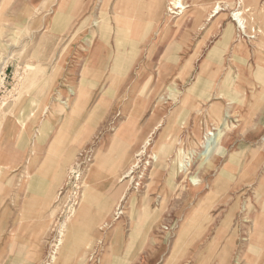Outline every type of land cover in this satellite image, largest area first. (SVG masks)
Listing matches in <instances>:
<instances>
[{
  "label": "rangeland",
  "instance_id": "374dc122",
  "mask_svg": "<svg viewBox=\"0 0 264 264\" xmlns=\"http://www.w3.org/2000/svg\"><path fill=\"white\" fill-rule=\"evenodd\" d=\"M188 1L202 5L203 18L179 31L166 25L169 0L160 22L123 19L122 0H0V264H135L152 246V264L264 258L263 99H239L233 84L247 63L231 57L240 37L250 46L264 40V0H220L224 9L210 20L219 0ZM251 3L253 40L232 16ZM91 52L98 57L88 66ZM261 69L249 79L264 85ZM72 86L85 89L74 112ZM141 97L152 98L149 109L128 118ZM223 116L238 126L190 188L179 165L203 150L210 129L204 147L216 144ZM95 161L103 175L89 191ZM82 195L88 208L78 218ZM103 204L108 225L91 228Z\"/></svg>",
  "mask_w": 264,
  "mask_h": 264
},
{
  "label": "bare ground",
  "instance_id": "6f19581e",
  "mask_svg": "<svg viewBox=\"0 0 264 264\" xmlns=\"http://www.w3.org/2000/svg\"><path fill=\"white\" fill-rule=\"evenodd\" d=\"M151 1V5H149V10L147 12H143L142 11V8L143 6H145L146 3H150ZM122 0V4H126V6H124V10L122 12V14H124L123 16V19L124 18H131L132 20H135V21H140L142 19H145L147 18L148 20H152L153 22H160L162 19H163V13L161 12V2L163 0ZM221 2L222 1H217L215 3V5L213 6L214 8L212 9V11L210 12L209 14V19L212 18L213 16H217L220 14V11H222L224 8L223 6L221 5ZM145 3V4H144ZM120 4V3H119ZM144 4V5H143ZM224 4V3H223ZM227 4V3H225ZM224 4V5H225ZM130 8H128V7ZM198 6V7H197ZM202 5H196L195 2H191V1H188V0H169V3H168V7H167V10H168V22L166 23V25H174L173 28H176V29H179V31H181L180 29V25L182 27H186V28H190V30H194V27L198 24L201 23L202 21V18L203 16L201 15L202 13V10H201V7H199ZM256 7V4L255 3H251V5L249 6H245L244 9L242 10H238V11H235L232 13V16H233V20L236 21L237 23V27L239 29V32L242 34H244L245 36L248 37V39L250 40H253L256 38V35L255 34H252V31L256 32V29L254 27L251 28V32L249 31V28L252 24V19H248L247 15H246V12H249V11H255V7ZM195 8H198L195 9ZM188 9H191V10H188ZM238 9V8H237ZM201 10V11H199ZM252 11V12H253ZM251 13V12H249ZM189 14V16H188ZM254 14V12L252 13ZM206 17V16H205ZM120 18H117V20H119ZM100 20V19H99ZM144 21V20H143ZM221 22V21H220ZM128 23H132V22H128ZM203 23V22H202ZM101 24V23H100ZM95 25H99V22H96ZM233 27H232V24H230L229 28L227 29V31L231 30ZM121 30V29H120ZM122 31V30H121ZM178 31V30H177ZM259 32H262L261 30H258ZM237 32V31H236ZM94 35V34H93ZM253 35V37H252ZM100 36V35H99ZM114 36V35H113ZM101 39V38H100ZM233 39V38H232ZM245 41V40H244ZM115 42V41H114ZM234 42V41H233ZM261 44H264V40H260V42L257 43V45H261ZM257 45L253 46L254 48L255 47H258ZM116 46V45H115ZM252 46H250L249 44L247 43H243L241 41V37H240V40L238 41V43L236 45L233 44L232 46V54H231V57L233 59H240L242 60V62H245L247 63L246 65V70L249 67L248 63L249 62V57H250V52L253 48ZM90 48H91V44H90ZM116 51V50H115ZM115 55V53H114ZM252 55V54H251ZM98 56L91 52L90 54V57H89V60L88 62L86 63V65L90 66V64H92L94 61H95V58H97ZM114 57V56H113ZM252 57V56H251ZM231 58V59H232ZM109 59V58H108ZM232 59V60H233ZM110 60V59H109ZM113 61V60H112ZM110 62V61H109ZM234 62V61H232ZM235 63V62H234ZM257 63V62H256ZM107 64V63H106ZM240 64V63H239ZM251 67H252V64L250 63ZM258 65L260 67H264V59L263 58H260L258 59ZM92 66V65H91ZM243 66V65H242ZM235 67V66H234ZM248 67V68H247ZM106 69V68H105ZM236 69V68H235ZM237 70V69H236ZM95 77L98 76V72L95 71L94 73ZM245 71L242 70V68L238 71V73L236 74V79H235V82H234V89L237 93H241V97L239 98L242 102H245L246 101V98H247V94L246 93H243L242 91H237L239 87V82H243V80H245ZM249 76V75H248ZM85 77V78H84ZM88 77H91L90 75V72L89 73H85V75L83 76V80L85 82V84L87 83H91V81L88 80ZM175 79V78H174ZM83 83V82H82ZM170 83V82H169ZM80 87V86H79ZM79 87H75V86H72L71 89H70V100L67 99L72 108V111L74 112L79 104H80V101L83 99V97L81 98L80 97V93L83 92L85 94V89L83 88H79ZM169 88V87H168ZM173 90L177 93L180 92V89L178 87H173ZM260 91V90H259ZM169 92V91H168ZM169 95V94H168ZM163 98V97H161ZM166 98V97H165ZM152 99V98H151ZM151 99L147 100L143 97L141 98H137L136 101L134 103H136V107H134V109L132 110H129L127 112V116L129 118V116L132 118L136 115H139L141 113V110L143 111V108L145 107V110L144 112L146 111V109H149V106H150V103H151ZM181 100V99H180ZM161 101V100H160ZM157 103V102H156ZM148 104V105H147ZM211 104V103H210ZM215 104V103H214ZM146 105H147V108H146ZM101 107L102 104L99 103L97 108L98 107ZM103 107V106H102ZM228 108V107H227ZM197 109V108H196ZM202 110V109H201ZM211 111V110H210ZM140 112V113H139ZM93 113L95 114V112H92V114H89L90 115H93ZM233 113V112H232ZM229 115V114H228ZM216 117V116H215ZM224 117V116H223ZM88 118V117H87ZM164 119V118H163ZM220 120V116L218 118V121ZM162 122V120H161ZM215 122V120H214ZM77 124V123H76ZM141 124V123H140ZM160 124V123H159ZM219 125V124H218ZM73 126V125H72ZM143 126V125H142ZM157 126V125H156ZM238 125H236L232 119L230 117H224V119L222 120V123L221 125L218 127L217 130H219V134H218V139H217V142L214 146H212L210 149H209V143L208 145L209 146H205L204 145L206 144V138H210L211 137V133L213 132L212 129L208 130L206 132V134L204 135V141H203V150L198 152V150H195V154L191 155L188 159H185L183 161H181L180 165H179V170L181 173L185 174L186 175V180H187V184L190 188H194L198 185L201 184V182L203 181L204 179V175L206 173H209L214 167H215V161L217 160V157L220 155V153L224 150L225 146L227 145V142L229 141V131L231 133L235 132V128L237 127ZM77 127V126H76ZM141 128L139 126V124H135L134 125V131L132 132L133 133V137L135 135V133H137L138 129ZM170 127V126H169ZM168 127V128H169ZM190 127V126H189ZM216 127V126H215ZM64 128V127H63ZM214 128V127H213ZM168 130V129H167ZM131 133V134H132ZM175 135V134H174ZM213 136V135H212ZM131 137V136H130ZM174 137V136H173ZM172 137V138H173ZM197 137V136H195ZM127 139L129 138L126 137ZM126 139V141L128 142V140ZM137 141V138L136 139H133V141ZM167 140V139H166ZM170 139H168L169 141ZM132 141V140H131ZM216 141V140H215ZM125 142V141H124ZM171 142V141H170ZM197 142V141H196ZM148 143V140L145 141V145ZM190 143L192 145L195 144L194 141H191L190 140ZM127 144V143H126ZM188 144V143H187ZM202 144V143H201ZM207 145V144H206ZM140 146V145H138ZM137 146V147H138ZM136 147V148H137ZM208 147V148H207ZM140 148V147H139ZM154 150V149H153ZM137 151V150H136ZM140 152V151H139ZM154 153V152H153ZM196 156H198L200 158V162L198 165H196V170L194 172H192V169L194 168V161H195V158ZM186 157V156H185ZM153 160L154 162H156L158 160V155L154 154L153 155ZM199 160V159H198ZM96 162V161H95ZM153 162V163H154ZM100 162H96V165L95 167L91 168L90 170V173L88 175H86V183L88 185V189L89 191H92V189H94V184L97 182V180H99L98 177H100L101 175H103V173H99V171L97 170L98 168H96L98 165H99ZM155 165V163H154ZM68 166V165H67ZM156 168V167H155ZM130 170V169H129ZM74 171V170H73ZM113 182V181H112ZM82 184V183H81ZM98 184V182H97ZM80 185V184H79ZM113 185V184H112ZM111 186V185H109ZM84 187V186H83ZM110 189V188H109ZM79 192V191H78ZM83 192V191H81ZM85 194V192H84ZM115 194V193H114ZM84 195H82L83 197ZM106 197V196H105ZM112 197V196H111ZM262 198V197H261ZM257 202V201H256ZM260 202V201H259ZM79 203V201H78ZM78 203H77V206L75 205L74 207V211H76L77 209L79 210V216L78 218L82 217V214L84 215L87 211V204H86V197L84 196L81 200V203H80V206H78ZM110 205L109 204H103L102 207H101V211H99L98 209V213L99 214H96L97 217H95V219L93 221H91L89 223V225L91 226V228H93L96 224L100 225V227H105L106 225H108V216H109V207ZM258 206V205H257ZM113 207V206H112ZM245 207V206H244ZM114 210V209H113ZM123 214V213H122ZM76 215V214H75ZM75 217V216H74ZM251 221H254V225H257V222H259L257 219L255 220H252ZM139 222V221H138ZM96 227V226H95ZM94 227V228H95ZM257 227V226H256ZM97 228V227H96ZM93 230V229H92ZM90 232V231H89ZM95 232V231H94ZM96 232H97V229H96ZM135 233V232H134ZM85 234V233H84ZM94 234V233H93ZM87 235V234H86ZM136 235V233H135ZM83 237H85V235H83ZM88 237V236H86ZM253 238V239H252ZM252 241L251 242H255L258 243L259 247H260V243H259V239H260V236L257 235L255 232H254V236H252ZM79 239V237H78ZM77 239V240H78ZM87 239V238H86ZM86 239H82V240H86ZM250 239V238H249ZM248 239V240H249ZM250 239V240H251ZM62 240V239H61ZM79 241H81L79 239ZM64 242V241H63ZM85 242V241H84ZM62 243V242H61ZM78 243V242H77ZM76 243V244H77ZM60 244V240H59V243ZM84 244V243H83ZM82 244V245H83ZM78 245V244H77ZM57 247V246H56ZM59 249V248H57ZM61 249V248H60ZM264 250L261 249V252L263 253ZM55 255V254H54ZM53 255V256H54ZM57 255V254H56ZM55 255V256H56ZM64 257V256H63ZM55 258V257H54ZM60 258V257H59ZM2 260V259H1ZM56 260V259H55ZM66 262V261H65ZM58 263V262H57ZM60 263V261H59Z\"/></svg>",
  "mask_w": 264,
  "mask_h": 264
},
{
  "label": "crops",
  "instance_id": "0c3cea01",
  "mask_svg": "<svg viewBox=\"0 0 264 264\" xmlns=\"http://www.w3.org/2000/svg\"><path fill=\"white\" fill-rule=\"evenodd\" d=\"M253 47V46H252ZM252 54V55H251ZM252 56V57H251ZM263 57V56H262ZM250 58H253L254 59V62H253V64H252V67L251 68H248L246 71H245V74H247V75H245V80H243V82L241 83V89L242 90H244V91H242L243 93H246L247 94V98H246V101H248V99H249V97L251 96V95H253L254 96V98L256 97L258 100L259 99H263L261 102H259V104L263 107V116H260L261 118L262 117H264V85H262V84H260L259 82H257V81H254L255 80V78H254V80H251V79H249L250 77H252V76H254V73H256L258 70L257 69H259V65H258V59H260V56L259 55H257V50L253 47L252 48V50H251V52H250ZM257 62V63H256ZM261 68H264V67H261ZM248 71V72H247ZM261 72H264V69H261L260 70ZM93 73H95V70H93ZM249 75V76H248ZM255 77V76H254ZM260 90V91H259ZM255 93V94H254ZM102 100H103V98L101 99V100H99V102H97L96 103V105H98L99 103H101V104H103L102 103ZM245 101V102H246ZM114 102H116V101H114ZM260 119V118H259ZM96 168H98L97 170L99 171V173H103L102 171H103V168L102 167H100V163H99V165L96 167ZM123 243H124V241H123ZM146 247V246H145ZM120 252H121V250H119V254H120ZM152 253V254H151ZM158 253V251H157V247H154V246H152V247H150V249H144V250H142V249H140L139 251H138V254L139 255H137V258H138V261H136V263L135 264H152L153 263V259L154 258H152L150 255H153V254H157ZM170 259V258H169ZM169 259L167 260V261H169ZM238 259H240V257H238ZM204 260V258L201 260V261H203ZM198 262L197 264H203L202 262ZM238 263H242L243 262V260H241V261H237ZM167 263V262H166ZM165 263V264H166ZM263 264L264 263V258H261V261L259 260V262H258V264ZM196 264V263H195Z\"/></svg>",
  "mask_w": 264,
  "mask_h": 264
},
{
  "label": "built area",
  "instance_id": "2783aa9c",
  "mask_svg": "<svg viewBox=\"0 0 264 264\" xmlns=\"http://www.w3.org/2000/svg\"><path fill=\"white\" fill-rule=\"evenodd\" d=\"M252 37H253V35H252ZM6 78V76L4 75V79Z\"/></svg>",
  "mask_w": 264,
  "mask_h": 264
}]
</instances>
